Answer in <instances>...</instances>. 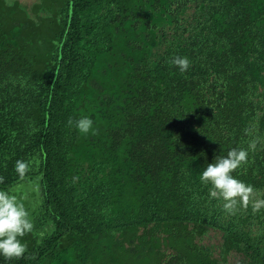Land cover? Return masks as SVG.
Listing matches in <instances>:
<instances>
[{
    "label": "trees",
    "instance_id": "obj_1",
    "mask_svg": "<svg viewBox=\"0 0 264 264\" xmlns=\"http://www.w3.org/2000/svg\"><path fill=\"white\" fill-rule=\"evenodd\" d=\"M246 128L264 137V0H0V190L34 223L0 264H264V210L225 216L198 180ZM234 175L264 193V145Z\"/></svg>",
    "mask_w": 264,
    "mask_h": 264
},
{
    "label": "clouds",
    "instance_id": "obj_2",
    "mask_svg": "<svg viewBox=\"0 0 264 264\" xmlns=\"http://www.w3.org/2000/svg\"><path fill=\"white\" fill-rule=\"evenodd\" d=\"M168 63L182 74L190 67L189 59L177 54ZM67 124L82 135L95 132L94 121L89 115L70 117ZM245 135L249 137L246 146L231 147L225 154L215 155L198 175L199 183L207 188V199L215 201L225 216H234L249 209L252 213L264 210V193L234 175L237 169L249 163L250 154L264 145V137L257 135L252 128H246ZM30 164L27 160L15 161L14 171L20 180L25 179ZM33 230V219L25 203L14 192L0 190V257L5 260L22 257L27 250L23 238ZM51 230L54 226L49 228Z\"/></svg>",
    "mask_w": 264,
    "mask_h": 264
},
{
    "label": "rangeland",
    "instance_id": "obj_3",
    "mask_svg": "<svg viewBox=\"0 0 264 264\" xmlns=\"http://www.w3.org/2000/svg\"><path fill=\"white\" fill-rule=\"evenodd\" d=\"M19 2H21L22 4L25 3V4H30V3H33L34 0H17ZM211 236H213V234H211ZM220 242L219 238H207L205 241H204V244L209 246V245H216Z\"/></svg>",
    "mask_w": 264,
    "mask_h": 264
}]
</instances>
